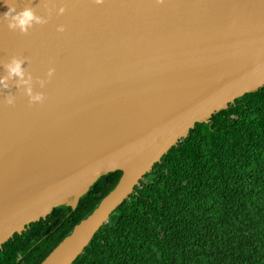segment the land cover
Here are the masks:
<instances>
[{
	"label": "water",
	"instance_id": "obj_1",
	"mask_svg": "<svg viewBox=\"0 0 264 264\" xmlns=\"http://www.w3.org/2000/svg\"><path fill=\"white\" fill-rule=\"evenodd\" d=\"M16 3L44 22L21 33L0 21V75L21 59L43 99L30 104L15 77L0 89V246L52 208H75L99 176L121 172L39 263L71 264L195 123L264 85V0Z\"/></svg>",
	"mask_w": 264,
	"mask_h": 264
},
{
	"label": "trees",
	"instance_id": "obj_2",
	"mask_svg": "<svg viewBox=\"0 0 264 264\" xmlns=\"http://www.w3.org/2000/svg\"><path fill=\"white\" fill-rule=\"evenodd\" d=\"M120 174L13 233L0 264H39ZM71 264H264V85L195 123Z\"/></svg>",
	"mask_w": 264,
	"mask_h": 264
},
{
	"label": "clouds",
	"instance_id": "obj_3",
	"mask_svg": "<svg viewBox=\"0 0 264 264\" xmlns=\"http://www.w3.org/2000/svg\"><path fill=\"white\" fill-rule=\"evenodd\" d=\"M7 7V10L0 13V21L6 22V26L10 30H18L21 33H25L30 29L33 24L43 23L44 19L38 16L29 7L18 8L16 0H3ZM58 13L63 12V8L57 9ZM57 31H63V26H58ZM23 61L15 56L3 65L6 74L0 75V89H7L9 87L8 81L12 78H16V87L19 90L23 86V92L28 97L29 103H39L43 99V95L40 92H33L32 77L26 75L24 69L21 67ZM53 73V69L49 68L47 76L50 77ZM40 87H43L46 83L45 80L37 81ZM5 104L12 106L15 102V96L6 94L4 101Z\"/></svg>",
	"mask_w": 264,
	"mask_h": 264
}]
</instances>
